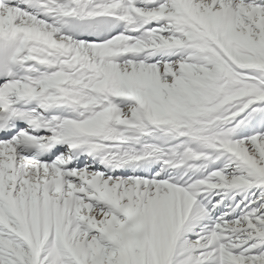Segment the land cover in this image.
I'll list each match as a JSON object with an SVG mask.
<instances>
[{
	"label": "snow or ice",
	"instance_id": "obj_1",
	"mask_svg": "<svg viewBox=\"0 0 264 264\" xmlns=\"http://www.w3.org/2000/svg\"><path fill=\"white\" fill-rule=\"evenodd\" d=\"M0 264H264V0H0Z\"/></svg>",
	"mask_w": 264,
	"mask_h": 264
}]
</instances>
